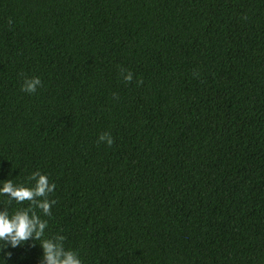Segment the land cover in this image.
Masks as SVG:
<instances>
[{
  "label": "trees",
  "instance_id": "1",
  "mask_svg": "<svg viewBox=\"0 0 264 264\" xmlns=\"http://www.w3.org/2000/svg\"><path fill=\"white\" fill-rule=\"evenodd\" d=\"M35 168L84 264H264V0H0V180Z\"/></svg>",
  "mask_w": 264,
  "mask_h": 264
},
{
  "label": "clouds",
  "instance_id": "2",
  "mask_svg": "<svg viewBox=\"0 0 264 264\" xmlns=\"http://www.w3.org/2000/svg\"><path fill=\"white\" fill-rule=\"evenodd\" d=\"M122 78L130 82L133 74L122 70ZM41 84L39 76L25 77L21 90L32 94ZM97 142L111 146L114 141L112 135L105 131L97 137ZM14 177L0 180V197L6 198L9 205L0 208V252L32 240L38 242L42 249L41 264H84L79 249L66 245L67 238L62 230L46 234L48 218L52 216V208L57 203L51 195L56 190V182L40 168L29 171L22 181ZM13 204L19 207L10 210ZM10 255V252H3L0 264H7L5 257Z\"/></svg>",
  "mask_w": 264,
  "mask_h": 264
}]
</instances>
